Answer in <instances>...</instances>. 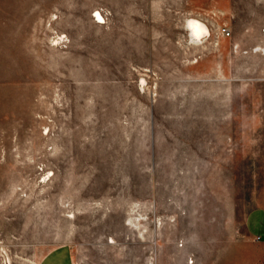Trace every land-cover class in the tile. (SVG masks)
Instances as JSON below:
<instances>
[{
	"label": "rangeland",
	"instance_id": "obj_1",
	"mask_svg": "<svg viewBox=\"0 0 264 264\" xmlns=\"http://www.w3.org/2000/svg\"><path fill=\"white\" fill-rule=\"evenodd\" d=\"M252 215L264 0H0V264H264Z\"/></svg>",
	"mask_w": 264,
	"mask_h": 264
},
{
	"label": "crops",
	"instance_id": "obj_2",
	"mask_svg": "<svg viewBox=\"0 0 264 264\" xmlns=\"http://www.w3.org/2000/svg\"><path fill=\"white\" fill-rule=\"evenodd\" d=\"M250 224L264 233V220L260 216H251ZM38 264H76L73 251L67 244H60L50 249Z\"/></svg>",
	"mask_w": 264,
	"mask_h": 264
},
{
	"label": "bare ground",
	"instance_id": "obj_3",
	"mask_svg": "<svg viewBox=\"0 0 264 264\" xmlns=\"http://www.w3.org/2000/svg\"><path fill=\"white\" fill-rule=\"evenodd\" d=\"M189 25L191 27V31L193 35L196 37H201L202 34L208 32L207 27L198 20L195 19L190 20Z\"/></svg>",
	"mask_w": 264,
	"mask_h": 264
}]
</instances>
